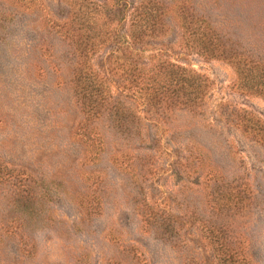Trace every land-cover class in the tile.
<instances>
[{
  "label": "rangeland",
  "instance_id": "1",
  "mask_svg": "<svg viewBox=\"0 0 264 264\" xmlns=\"http://www.w3.org/2000/svg\"><path fill=\"white\" fill-rule=\"evenodd\" d=\"M0 264H264V0H0Z\"/></svg>",
  "mask_w": 264,
  "mask_h": 264
},
{
  "label": "trees",
  "instance_id": "2",
  "mask_svg": "<svg viewBox=\"0 0 264 264\" xmlns=\"http://www.w3.org/2000/svg\"><path fill=\"white\" fill-rule=\"evenodd\" d=\"M158 80V78L156 79V81ZM172 83L177 81V84L175 85V90H180L182 89L183 91H185V88L187 86V83L185 81H181L179 80L176 76H172L171 79ZM168 80L165 78L164 82H167ZM197 89V88H196Z\"/></svg>",
  "mask_w": 264,
  "mask_h": 264
}]
</instances>
